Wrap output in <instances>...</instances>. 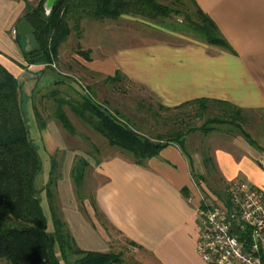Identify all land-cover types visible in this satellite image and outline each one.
Returning <instances> with one entry per match:
<instances>
[{"label": "crops", "instance_id": "1", "mask_svg": "<svg viewBox=\"0 0 264 264\" xmlns=\"http://www.w3.org/2000/svg\"><path fill=\"white\" fill-rule=\"evenodd\" d=\"M193 1L231 50L122 16L81 22V39L71 35L67 42L88 52V59L74 52L68 56L76 73L63 66L64 47L59 66L27 65L20 46L25 39L18 40L13 32L39 0H0V64L27 96L45 94L53 83H60L61 90L71 88L78 75L88 76L92 85V78L104 80L120 72L166 108L210 100L245 113H264V0ZM38 131L46 157L61 158L59 217L79 250L124 253L133 264H208L197 254L198 210L204 199L197 192L193 164L179 146L170 144L142 165L107 143L102 152L83 154L96 185L92 204L79 203L71 178L78 152L63 148L66 139L56 123ZM261 148L232 137V151L215 152L214 165L223 181L264 189Z\"/></svg>", "mask_w": 264, "mask_h": 264}, {"label": "trees", "instance_id": "2", "mask_svg": "<svg viewBox=\"0 0 264 264\" xmlns=\"http://www.w3.org/2000/svg\"><path fill=\"white\" fill-rule=\"evenodd\" d=\"M45 1L39 0L37 7L30 9L25 16L27 18L34 14L45 21L44 26L34 32L38 49L27 53L24 50L26 45L21 43L20 46L27 65L39 64L46 68L59 66L60 49L65 48L71 35L74 34L77 42L81 39V22L85 19L104 21L132 16L155 20L167 18L172 12L157 0H57L50 14L45 16ZM188 1L195 9V20L187 19L185 27L208 45L231 50L216 25L193 0ZM74 53L88 59V52L82 51L78 43ZM63 66L76 73L73 64L65 63ZM123 82L129 81L120 72L103 81L104 84L116 86ZM77 83L73 81L71 88H66L79 93L81 87H77ZM52 86L45 94L39 95L33 91L27 96L19 81L0 64V261L6 264H120L119 255L84 252L76 247L53 205V188L56 187L53 163L49 182L42 191L47 198L54 228L53 232H48V221L41 205V191L36 190L34 185L42 165L38 147L30 137L27 124L29 108L40 130L54 122L70 136H75L74 121L83 122L103 138L109 147L131 155L139 165L156 157L170 144L179 146L186 153V137L198 131L207 134L213 131V125L239 128L237 121L244 113L229 103L210 100L191 101L175 108H166L154 101L156 111L152 105L145 110L140 104L136 113H145L147 118L139 121L140 126L150 121L156 129L159 122L166 128L164 134L149 137L143 134L137 123L95 102L90 87L72 99L66 91L62 93L60 83H53ZM113 89L120 91L116 87ZM211 107L218 108L220 116L209 117L197 127L195 121L202 120ZM187 108L196 110L179 114ZM239 130L243 139L255 147L248 134ZM88 166L84 158L74 164L71 178L75 187L81 186ZM221 202L227 209L232 208L227 196ZM209 205L203 201L199 209L205 210ZM248 232L246 228L243 233H239V239L245 246L249 245ZM56 248L60 259L56 255ZM73 256L76 259L71 263Z\"/></svg>", "mask_w": 264, "mask_h": 264}, {"label": "rangeland", "instance_id": "3", "mask_svg": "<svg viewBox=\"0 0 264 264\" xmlns=\"http://www.w3.org/2000/svg\"><path fill=\"white\" fill-rule=\"evenodd\" d=\"M157 1L160 4L169 7L172 12L167 18H158L155 20L138 18L144 26L151 28H153V26L169 28L190 36L195 35L191 30L185 27L187 19L191 21L195 20V9L188 0ZM72 37H75L74 34ZM74 48V45L70 43L66 44L64 52L62 53L64 55L62 59L65 61V63H69L68 56L74 52ZM88 78L89 77H85V75H78V81H74L79 83H77V87L79 85L81 87V91L79 90V93L77 92L79 96L80 93H84L85 89L90 87L92 89L91 93L95 95V102L101 104L111 112H118L122 116L129 118L134 123H137V127L142 130L143 134L149 137H155L157 135L164 134L166 128L163 126L162 122L158 123L157 129L153 127V123L150 121L149 123H144L140 126L139 121L146 120L147 118L144 116L145 113H136L138 111V105L142 104L145 110H147L148 106L152 105V107H154V111H156L154 100L141 88L136 87L129 82H123L117 86L111 85L109 83L104 84V80L101 78H92L91 80L93 84L91 85L89 82L90 79ZM42 82V85H44L46 81L44 80ZM114 87L119 88L120 91L113 89ZM61 91L62 93H65L66 91V94L68 93L67 96L72 99L79 97L76 92L74 93L72 91V89L65 87L62 88ZM195 110L196 108H187L179 112V114L193 113ZM220 114L221 111L218 108L211 107L207 115H205L202 120L195 121V125L200 127L207 118H214L220 116ZM240 117L241 119L237 121V124L240 125L239 128L248 134L249 138L255 143V148L261 150V147H264V113L244 112ZM26 119L29 127L30 137L38 147L42 165L41 171L37 175L34 185L36 190L41 191L40 196L42 199V210L48 221V232L51 233L54 229L51 211L48 206L45 192L42 191L49 182L50 173L52 172V165L54 164L53 180L56 181V187L53 188V205L56 214L59 215V197L57 186L62 174L60 171L61 158L59 156L50 158L46 157L43 144L40 140L37 122L30 108L28 110V114L26 115ZM74 124L76 131L75 136H70L67 132L62 130L60 127L59 128L63 132L66 139L63 148L74 151L76 150L78 152L79 156L76 162L82 159L84 156L83 154L85 153L94 154V151L98 150V153L103 151V149L106 147L104 144L106 141L103 140V138L95 134L91 128L83 122L74 121ZM211 127L213 131L207 134H203L198 131L186 137L184 147L186 154L189 156L193 164V178L197 186V192L201 195L204 201L208 202L212 206H215L217 202H221V200L226 197L228 186L231 184L225 183L223 181L220 172L215 167V152L221 150L228 152L232 151V137L240 139H243V137L240 134L239 128L236 127L229 125H213ZM53 136L58 137L59 135L57 132H55ZM198 182L200 183L198 184ZM72 185L74 187L73 189L74 195L76 196L75 198L79 203H82L84 200H86L92 204L94 186L96 185L92 173V167L88 166L86 169L85 177L80 187H75L74 184ZM66 226L67 225L65 224V227ZM66 231L68 232L67 227ZM113 254L119 255L120 264H133L128 261V258L125 257L124 253L115 252ZM56 255L60 259L58 248H56ZM74 259H76V257L73 256L71 258V263Z\"/></svg>", "mask_w": 264, "mask_h": 264}, {"label": "built area", "instance_id": "4", "mask_svg": "<svg viewBox=\"0 0 264 264\" xmlns=\"http://www.w3.org/2000/svg\"><path fill=\"white\" fill-rule=\"evenodd\" d=\"M226 196L231 209L217 202L198 210L197 254L208 264H264V189L235 181ZM246 228L248 246L239 239Z\"/></svg>", "mask_w": 264, "mask_h": 264}, {"label": "water", "instance_id": "5", "mask_svg": "<svg viewBox=\"0 0 264 264\" xmlns=\"http://www.w3.org/2000/svg\"><path fill=\"white\" fill-rule=\"evenodd\" d=\"M57 0H46L43 5L44 15L48 16L52 10L53 5ZM45 21L38 16L32 14L29 17L22 19L16 27V35L25 39V52L36 51L38 43L36 41L34 32L40 27L44 26Z\"/></svg>", "mask_w": 264, "mask_h": 264}]
</instances>
